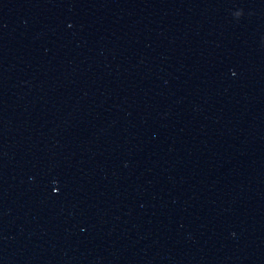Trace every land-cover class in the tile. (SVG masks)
<instances>
[{
  "label": "water",
  "instance_id": "water-1",
  "mask_svg": "<svg viewBox=\"0 0 264 264\" xmlns=\"http://www.w3.org/2000/svg\"><path fill=\"white\" fill-rule=\"evenodd\" d=\"M0 264H264V0H0Z\"/></svg>",
  "mask_w": 264,
  "mask_h": 264
}]
</instances>
